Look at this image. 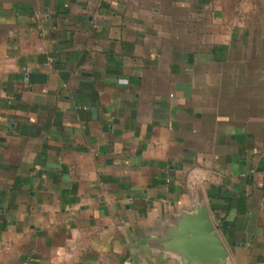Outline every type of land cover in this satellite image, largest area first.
<instances>
[{"label":"crops","instance_id":"obj_1","mask_svg":"<svg viewBox=\"0 0 264 264\" xmlns=\"http://www.w3.org/2000/svg\"><path fill=\"white\" fill-rule=\"evenodd\" d=\"M24 262L264 264V0H0V264Z\"/></svg>","mask_w":264,"mask_h":264},{"label":"water","instance_id":"obj_2","mask_svg":"<svg viewBox=\"0 0 264 264\" xmlns=\"http://www.w3.org/2000/svg\"><path fill=\"white\" fill-rule=\"evenodd\" d=\"M200 226L202 227L203 231L207 232V236L205 237L207 239V242L209 241V244L216 246L218 243V238L216 237L212 228L205 224L203 221H201Z\"/></svg>","mask_w":264,"mask_h":264},{"label":"built area","instance_id":"obj_3","mask_svg":"<svg viewBox=\"0 0 264 264\" xmlns=\"http://www.w3.org/2000/svg\"><path fill=\"white\" fill-rule=\"evenodd\" d=\"M22 264H26V263L24 262V263H22Z\"/></svg>","mask_w":264,"mask_h":264}]
</instances>
